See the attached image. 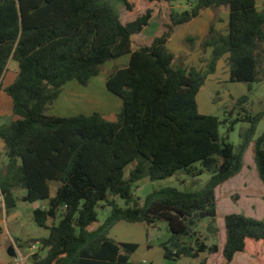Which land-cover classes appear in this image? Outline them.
Returning a JSON list of instances; mask_svg holds the SVG:
<instances>
[{
    "label": "trees",
    "instance_id": "obj_1",
    "mask_svg": "<svg viewBox=\"0 0 264 264\" xmlns=\"http://www.w3.org/2000/svg\"><path fill=\"white\" fill-rule=\"evenodd\" d=\"M221 7L230 11L227 31L210 25L202 44L211 49L206 66L185 65L168 47L175 28ZM151 17L148 10L124 23L109 0H0V91L12 101L14 117L0 129L8 159L0 173V195L7 211L17 207L18 190L26 192L23 202H47L33 210L37 226L48 231L38 241L46 255L36 252L31 264H133L138 246L110 237L121 221L147 227L167 221L171 237L162 247L168 260L218 253V245L199 238L196 247L181 240L194 235L202 213L216 218V189L242 172L251 146L264 185V134L254 140L264 113L235 119L223 137L219 117L200 113L197 101L226 55L231 82H264V10L256 0H194L188 10L171 12L167 30L150 45L135 49L133 36L149 26ZM187 41L194 47L196 38ZM126 55L129 63L112 68L106 81L122 101L116 121L97 112L49 114L66 84L86 87L107 62ZM11 61L18 72L3 88ZM247 101L242 96L238 104ZM240 121L251 126L235 146L228 134ZM179 173L209 179L198 191L166 187L135 199L133 186L140 181ZM105 205L110 214L101 223L98 209ZM224 226L227 264L237 253L256 254L248 242H264L262 220L231 213ZM3 232L0 226V236Z\"/></svg>",
    "mask_w": 264,
    "mask_h": 264
},
{
    "label": "rangeland",
    "instance_id": "obj_2",
    "mask_svg": "<svg viewBox=\"0 0 264 264\" xmlns=\"http://www.w3.org/2000/svg\"><path fill=\"white\" fill-rule=\"evenodd\" d=\"M109 1L115 6L124 23L133 21L137 17L144 15L148 10H151L152 17L149 26L145 27L142 33L133 36V47L135 49L150 45L155 37L162 35L167 30L165 26L170 23V15L173 10L183 12L194 5V0H174L172 3L166 1L149 2L145 0ZM216 9H214L215 20L218 19V14H220L219 10ZM204 20L208 21L207 15H204L198 21ZM175 33L176 40L174 41V45L172 43L171 46L174 48L175 53L178 54L179 60L184 61L188 58L186 61L188 66H196L198 68L206 66L208 56L210 57V55L205 52L207 49H203L202 47L205 36L203 37L200 34V40H198L199 37L195 31H192L191 28L185 30L182 27H177ZM188 37L196 38V42L194 43H198L197 48L198 51L200 50L199 53L195 51L189 57L186 53L183 55V52L180 53L183 49H194L193 44L187 41ZM129 60L130 56L126 55L117 60L107 62L104 71L99 76L93 78L91 83L86 87L81 86L75 81L68 83L63 94L50 108L49 114L71 117L80 114L90 115L95 112L102 114L117 108L116 103L121 104L122 101L119 97L108 91L106 79L112 68L123 66L125 61L129 63ZM227 65L223 58L218 62L216 72L209 75L197 97L200 113L214 115L221 120L220 133L223 137L227 135V130L235 119H243L247 115L256 116L259 113H264V82L252 84L231 82ZM17 72V64L11 61L8 65V72L3 80V88L12 83ZM250 85L251 90H249ZM77 87L79 90H76ZM242 96H248V101L243 105H239L238 102ZM234 108V113L230 114ZM0 115V129L10 124L14 119L12 101L6 96L3 89L0 91ZM250 126L249 122H238L234 131L228 134L229 142L237 146L241 141L240 133L249 129ZM263 134L264 117L256 127L254 140ZM7 163L8 159L5 148H0V173L5 170ZM130 170L131 166L126 170V177ZM208 179L209 176L207 174L198 178H191L179 173L166 179L140 181L133 186V193L137 201H142L151 191L166 187H173L187 192L198 191L204 187ZM54 191L55 186L52 185V192L54 193ZM25 194L24 190H18L15 194L18 198L17 207L8 211L5 209L3 197L0 195V218H3L0 226L4 230L0 236V264H7L12 260L14 262L11 264H24L15 261L16 257L12 258L8 255L10 246H17L24 262L31 264L29 243L38 242L47 233L44 228L37 226L33 217V210L39 207H47V202H36L33 204L23 202L22 198ZM117 202L121 207L125 206L123 200L118 199ZM216 207V218L212 220L204 214L197 217L194 235L189 238H183L181 244L196 247L198 245V238L208 246L221 244L225 229L224 217L231 213H241L264 221V185L257 174L252 146L245 154L242 172L216 189ZM109 211L110 208L106 205L105 208H99V219L103 220L105 215L109 214ZM150 234V241L154 245L169 240L171 233L167 221L162 220L157 223L155 228H150ZM12 239L14 240L12 241ZM38 252H40L41 257L46 255V250ZM243 264H247V262Z\"/></svg>",
    "mask_w": 264,
    "mask_h": 264
},
{
    "label": "crops",
    "instance_id": "obj_3",
    "mask_svg": "<svg viewBox=\"0 0 264 264\" xmlns=\"http://www.w3.org/2000/svg\"><path fill=\"white\" fill-rule=\"evenodd\" d=\"M256 6L259 10H264V0H256ZM216 10H219V12H220V14H218L217 20H215L216 17L214 14V9H206V10L202 11L201 15L198 18H195L194 20H192L188 24L178 26V27H182L185 30L191 28V30L195 31V33L198 35V37H199L198 40H200V34H202L203 37L207 35L211 23H214V27L217 31L222 32V33H226L228 23H229V19H230V11L226 7L217 8ZM204 15L205 16L207 15L208 21H206V20L198 21ZM175 31H177V28H175ZM175 31L172 34V36L168 42L169 49L174 53H175V50H174V48H172L171 44L173 43V45H174V43H175L174 41L176 40ZM197 44L198 43L195 44V46L193 47L194 48L193 50L192 49L191 50H187V49L184 50L183 49L180 53L183 52L182 55L186 53V54H188V57L191 54H193L195 51H197V53H199L200 50L198 51ZM205 52H207V54L210 55L211 49L209 48ZM176 56L179 59L178 54H176ZM227 57H228V55L223 57V59L226 61V63H227ZM208 58H209V56H208ZM187 60H188V58L186 60H184L183 63L188 66V64L186 63ZM127 64L128 63L125 61V63L123 65H127ZM227 70L229 73L228 65H227ZM229 75H230V73H229ZM5 76H6V74H5ZM15 77H14V79H15ZM14 79L12 80V82L14 81ZM106 81H107V79H106ZM66 85L64 86L61 95L65 91ZM76 90H79V88L77 87ZM77 92H80V91H77ZM118 104L119 103L117 102L116 103L117 108H115L113 110H109L107 112H104L101 115L104 118H106L107 120L116 121L117 116H118V114L121 110V107H122V103L119 105ZM0 148H4V143L2 141H0ZM52 194H54V193L52 192ZM109 214H110V211H109ZM109 214H106L105 218L103 220H100V222L102 223L108 217ZM2 221H3V218H0V222H2ZM155 227H156V225L151 226V227H147L143 224H138V223L133 224V223L121 221L112 227L111 232H110V237L113 238L118 243H130V244H136L138 246L137 250L131 256V262L133 264H170V263L171 264H227V262L223 256V248H224L225 236H226L225 235V229H224V233H223L222 243L217 244L219 247L218 253L201 254L199 256V258L182 257L176 261H173V260H168L165 258V250L162 247V244L165 242H159L158 244L154 245L150 241L151 240L150 239V235H151L150 234V228H155ZM46 232L47 233L45 236L48 235L47 230H46ZM13 240L14 239H12V241ZM249 246L253 247L256 254H252L251 252H249V250L242 252V253H237L235 255L233 261L230 264H243L246 262H247V264H264V242H259V243L248 242L247 247H249ZM202 260H205L206 262L202 263ZM12 262H14V261L12 260L7 264H11Z\"/></svg>",
    "mask_w": 264,
    "mask_h": 264
},
{
    "label": "built area",
    "instance_id": "obj_4",
    "mask_svg": "<svg viewBox=\"0 0 264 264\" xmlns=\"http://www.w3.org/2000/svg\"><path fill=\"white\" fill-rule=\"evenodd\" d=\"M40 242H30L29 243V251H30V256H32L33 254H35L36 252L39 251L40 249ZM16 248V252H17V257L15 258V261H18L19 263H24L26 264V262H24L23 258L21 257V254L17 248V246L15 247Z\"/></svg>",
    "mask_w": 264,
    "mask_h": 264
},
{
    "label": "water",
    "instance_id": "obj_5",
    "mask_svg": "<svg viewBox=\"0 0 264 264\" xmlns=\"http://www.w3.org/2000/svg\"><path fill=\"white\" fill-rule=\"evenodd\" d=\"M204 213H202L201 215H203ZM206 215V214H204ZM207 216V215H206ZM8 255L12 258H15L17 257V252L15 250V247L14 246H10L9 249H8Z\"/></svg>",
    "mask_w": 264,
    "mask_h": 264
}]
</instances>
